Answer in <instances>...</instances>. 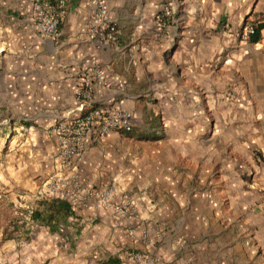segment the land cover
Here are the masks:
<instances>
[{
    "label": "crops",
    "instance_id": "1",
    "mask_svg": "<svg viewBox=\"0 0 264 264\" xmlns=\"http://www.w3.org/2000/svg\"><path fill=\"white\" fill-rule=\"evenodd\" d=\"M63 1L45 39L31 0H0V117L16 115L21 130L5 176L23 208L59 175L76 196L112 183L111 200L127 194L133 212L117 217L83 197L55 232L27 214L28 241L0 239V264H146L130 252L159 264H264V0H106L117 38L105 43L90 0ZM256 23V42L238 39ZM87 85L94 105L129 110L142 137L90 130L64 166L52 126Z\"/></svg>",
    "mask_w": 264,
    "mask_h": 264
},
{
    "label": "built area",
    "instance_id": "2",
    "mask_svg": "<svg viewBox=\"0 0 264 264\" xmlns=\"http://www.w3.org/2000/svg\"><path fill=\"white\" fill-rule=\"evenodd\" d=\"M90 2L93 6L91 21L98 27L97 41L115 42L117 29L108 15L106 0H90ZM63 4V0H31V23L40 37L53 39L57 35L60 10ZM168 14V9H163L157 16L160 25ZM253 31V25H247L237 33L238 39L247 40ZM100 72V70L96 72L97 83L103 81ZM90 91L91 88L88 85L84 90H80L76 97L74 113L59 117L52 126V134L56 143V157L64 166L70 165L75 158L79 157L90 130H93L97 136L105 135L111 130L123 133L132 130L133 115L129 110L96 106L90 98ZM81 188L79 191L82 192V196H76L74 190L70 192L65 189V180L62 176L52 175L45 180L43 190L38 193L37 197H60L68 201L71 207L78 206L83 197H95L97 205L109 208L110 212L117 217L130 216L133 212V201L127 194L120 193L115 202L111 200L117 190V187L112 183L88 184ZM129 257L136 263H160V259L154 255L143 257L140 253L130 252Z\"/></svg>",
    "mask_w": 264,
    "mask_h": 264
},
{
    "label": "trees",
    "instance_id": "3",
    "mask_svg": "<svg viewBox=\"0 0 264 264\" xmlns=\"http://www.w3.org/2000/svg\"><path fill=\"white\" fill-rule=\"evenodd\" d=\"M253 27V33L247 37V41L252 43L259 39V31L263 27V23L253 24ZM124 134L128 137H142V135H136L133 131ZM73 214L71 205L63 198L36 197L34 200V206L28 212V220L32 224L46 227L49 232H55L58 229V225H63L66 219ZM29 230L30 228L25 226V221L23 219L19 220L17 217H10L7 224L1 228L0 239L19 238L22 241H28ZM100 264H119V259L108 257Z\"/></svg>",
    "mask_w": 264,
    "mask_h": 264
},
{
    "label": "rangeland",
    "instance_id": "4",
    "mask_svg": "<svg viewBox=\"0 0 264 264\" xmlns=\"http://www.w3.org/2000/svg\"><path fill=\"white\" fill-rule=\"evenodd\" d=\"M2 118L0 117V230L2 226L7 224L10 217H17L19 220L23 219L25 221L24 217L27 216L28 210V208L21 206L22 198L15 195L17 192L14 191V186L10 184L5 176L8 169L6 167L7 161L11 157V152L16 151L18 132H21L14 123L19 119L16 115H12L5 121H2ZM15 156L16 153H14Z\"/></svg>",
    "mask_w": 264,
    "mask_h": 264
}]
</instances>
